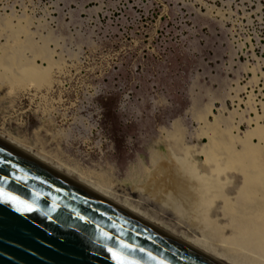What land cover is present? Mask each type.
I'll return each mask as SVG.
<instances>
[{
    "label": "rangeland",
    "instance_id": "obj_1",
    "mask_svg": "<svg viewBox=\"0 0 264 264\" xmlns=\"http://www.w3.org/2000/svg\"><path fill=\"white\" fill-rule=\"evenodd\" d=\"M255 123L264 126V0H0V138L82 186L187 226L184 208L156 202L167 189L153 196L158 165L175 144L202 147L213 129L241 151ZM229 170L223 192L253 223ZM222 203L210 211L231 220Z\"/></svg>",
    "mask_w": 264,
    "mask_h": 264
},
{
    "label": "water",
    "instance_id": "obj_2",
    "mask_svg": "<svg viewBox=\"0 0 264 264\" xmlns=\"http://www.w3.org/2000/svg\"><path fill=\"white\" fill-rule=\"evenodd\" d=\"M0 193V264H225L1 143Z\"/></svg>",
    "mask_w": 264,
    "mask_h": 264
},
{
    "label": "bare ground",
    "instance_id": "obj_3",
    "mask_svg": "<svg viewBox=\"0 0 264 264\" xmlns=\"http://www.w3.org/2000/svg\"><path fill=\"white\" fill-rule=\"evenodd\" d=\"M36 81L38 82V80ZM213 130L212 133L205 135L207 141L202 147L189 148L184 145L175 144L176 153L173 154L169 149V153L165 158L166 162L163 160L165 163H160L163 165L162 167L158 165L160 170L163 168L165 177L163 180L158 181V190H155L153 196L160 195L161 192L165 193L163 190L167 189L165 190L167 193L164 197L161 195L160 197L157 196L159 201L155 196L156 202H161V207L162 203L168 205H163L162 208L167 207L173 214L181 212L182 208H184V211H187V223H189L187 226L184 225V227H193V229L187 228L188 230L182 227L181 222L178 221V223L162 222L163 219L160 218V215L143 207L145 201L141 203L140 200H133L127 194L118 196L112 195V193L110 195L109 191L106 193L102 190L103 188L100 189L97 186L89 187L90 185L85 187L78 184L79 182H74V179H70L72 175L68 177L65 173L61 174L54 168L46 165L47 163L43 159L39 158L37 160V157L33 158L27 155L18 147L19 144L14 140H10V138L5 141L0 138V143L58 173L74 184L97 193L130 214L162 229L186 245L198 249L219 261H223L226 264H264V166L255 160L256 156L254 155H257L258 146H252L250 143V138L257 137L258 142L261 141L264 144V139L261 137V134L264 132V126L261 127L255 123L254 128L249 131L247 130L248 132L240 140V144L242 145L241 151H236L233 148L231 143L232 136L217 130L215 131V129ZM214 132H217V135ZM196 157H203V162L198 164L195 161ZM198 167L201 168L199 169ZM228 169L231 170H229L230 172L235 171L239 175L238 177L241 178L239 181L241 183L240 186H232L233 192H239L244 197V201L245 196L248 197V200L252 199L253 209L250 211L256 218L253 223L247 222L243 217L244 213L242 210L238 211L231 206L228 201L231 194L223 192L231 184L230 177L227 176ZM157 173L159 174L160 172ZM234 195L237 197V194ZM140 199L142 200V198ZM215 199L222 200L224 204L228 203L229 215L234 214V218H231V220H221L224 216L216 212L217 210L210 211V205ZM151 200L155 201L154 198H151ZM163 209L161 210L163 213L159 211L166 215V210L164 211ZM168 209L167 211H169ZM236 220L239 224L233 226ZM219 221L223 223H219ZM208 237L217 239L222 245H227L229 247L228 251L224 252V250L213 247L211 242H208ZM236 252L243 253L244 255L236 257Z\"/></svg>",
    "mask_w": 264,
    "mask_h": 264
},
{
    "label": "snow or ice",
    "instance_id": "obj_4",
    "mask_svg": "<svg viewBox=\"0 0 264 264\" xmlns=\"http://www.w3.org/2000/svg\"><path fill=\"white\" fill-rule=\"evenodd\" d=\"M0 199L6 200L8 203L13 205L16 211L18 212L25 213V212L33 211V208L30 205L25 204L23 201L17 200L13 196L10 195L5 196L3 193H0ZM119 247L123 249H127L128 246L126 244L121 243ZM105 250L109 253L113 261V264H127V262L123 260V258L117 252L113 251L112 249H105Z\"/></svg>",
    "mask_w": 264,
    "mask_h": 264
},
{
    "label": "crops",
    "instance_id": "obj_5",
    "mask_svg": "<svg viewBox=\"0 0 264 264\" xmlns=\"http://www.w3.org/2000/svg\"><path fill=\"white\" fill-rule=\"evenodd\" d=\"M14 138V137H13ZM17 141L19 142V140L17 139ZM41 159V158H40ZM38 160V159H37ZM42 160V159H41ZM44 161V160H43Z\"/></svg>",
    "mask_w": 264,
    "mask_h": 264
}]
</instances>
